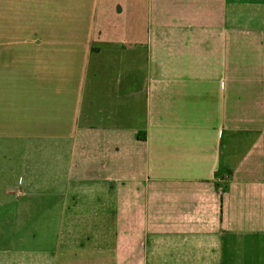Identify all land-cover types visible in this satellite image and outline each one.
<instances>
[{"label":"crops","instance_id":"obj_1","mask_svg":"<svg viewBox=\"0 0 264 264\" xmlns=\"http://www.w3.org/2000/svg\"><path fill=\"white\" fill-rule=\"evenodd\" d=\"M0 264H264V0H0Z\"/></svg>","mask_w":264,"mask_h":264}]
</instances>
